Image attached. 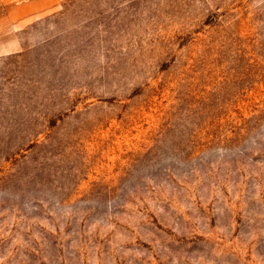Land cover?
Listing matches in <instances>:
<instances>
[{
  "label": "rangeland",
  "instance_id": "1",
  "mask_svg": "<svg viewBox=\"0 0 264 264\" xmlns=\"http://www.w3.org/2000/svg\"><path fill=\"white\" fill-rule=\"evenodd\" d=\"M0 264H264V0H0Z\"/></svg>",
  "mask_w": 264,
  "mask_h": 264
}]
</instances>
